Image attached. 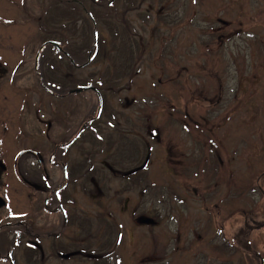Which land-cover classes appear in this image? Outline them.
<instances>
[{"label": "rangeland", "instance_id": "obj_1", "mask_svg": "<svg viewBox=\"0 0 264 264\" xmlns=\"http://www.w3.org/2000/svg\"><path fill=\"white\" fill-rule=\"evenodd\" d=\"M37 1L0 0V264H11L3 258L5 255H10L13 264L92 263L93 260L79 257L67 261L56 258L57 245L59 252L67 246H78L82 244L89 233L88 240H91L87 242L89 253L96 252L97 255H101L99 253L100 243L97 245V242L93 241L101 236L100 239H106L103 242V246L107 249L105 251L112 249L111 256L105 258L113 260L104 264H115L114 256L117 253L113 248V243L116 240L115 217H117V212L114 210L116 206L113 197L108 198L114 195L113 192L107 193L108 199L105 198L100 202L105 211H101L97 207V200L93 198L90 200L89 196L87 204L89 200L90 202L86 211L79 215L73 214L75 217L73 222L77 223L81 216L79 224L82 228L85 225L84 231L77 232V237L73 235L72 228L75 225L72 224L64 232L51 231L55 230L54 225L57 224V220L54 216L46 214L44 210H40V197H44V195H38L21 185L16 178L15 165L18 163L19 156L23 154L21 151L25 149L41 152L44 157L48 156L56 142L55 133L57 135L64 133L68 128L67 106L80 99L81 103L82 101L86 102L87 98H95L90 91L73 94L74 92L69 93L71 90L95 83L92 79L103 75V79H105L103 88H98V90L102 95L106 94L105 98H118V72L116 69L118 60L123 62L124 67L131 66L126 70L128 73L131 69L129 77L132 68H134L131 62H135L136 53L132 54L131 52V38L127 36L126 32L123 34L121 32L117 43L118 25L117 32H115L114 16L118 13L106 11L110 20L105 25L101 24L98 16L100 15V18L104 16L103 7L97 3V0H95L96 2L88 0L85 4L95 18L96 27L94 29L102 30L103 33L104 41L101 52H105V56L94 60L97 66L85 69L81 65L78 68L72 66L70 64L72 57L78 64L76 60L77 47L86 44L85 41H72L70 37L73 40L75 38L62 27V24H65L63 21H68V10L71 6L63 5L64 7H62L54 0H40V7H38L34 4ZM61 1L66 3V0ZM173 3L184 10L187 27L182 33L185 41L178 38L173 43H166L165 48H170L169 53L174 56L163 58L162 55L158 58L159 43L154 39L148 44V40L144 39L146 44H139L138 50L136 49L137 59L144 51V62L147 63L149 69L134 68V71L138 73L133 79L136 91L128 98H136L138 94L150 95L148 98H154L151 104L153 109L165 110L163 102L158 101V98L168 99L172 97V94L159 81H164L168 77L166 74L160 76L158 71L153 70L151 63L156 62V65L161 66L163 61L179 62L181 56L186 62L188 81L193 85L194 94H197L200 88H208L205 86L215 87L214 82L209 85V80H204V85L197 84L199 80L197 76L206 77L208 71L204 68H209L213 61L207 52L204 58L199 57V43L200 41L206 42L207 37H204V33L209 30L205 31V29L211 23L210 21L214 20L213 17L216 13L235 25L241 23V27L248 32L245 35H248L247 40H249L251 49L249 77L246 85H241L238 88L231 73L226 78V84L222 86L225 97L217 109L218 129L215 130V135H219L221 146L218 143L219 146H216L215 149L223 157L224 166L217 167L215 164H209L210 166L205 167L210 174V176L207 175L209 176L207 189L211 190V187L215 185V191L219 195L231 192L230 195L233 199L230 207L234 211L239 208L254 207L260 212L263 202L262 200L260 203V199L263 196L257 190L256 185L257 182L262 185V181H264V0H173ZM56 10L57 25L55 22L52 23L48 17L44 18L42 23L37 21V17L48 16L51 11ZM238 12L244 14V17L239 20L236 19ZM58 21H60V25ZM76 26H79V23ZM103 26L106 31L102 28ZM87 30L91 38L92 26ZM150 30L151 28L148 29V31ZM146 31L144 29V32ZM56 37L60 39V42L62 41L64 51L68 49V52H64V56L50 46H43V42L56 41ZM244 40L245 36L236 38L229 47L236 43H242ZM160 53L162 54V51ZM87 54L88 51L86 54L79 52L78 56L82 61H86L84 58L87 57ZM37 57H39L38 69L35 67ZM200 61L201 64H199ZM223 61L228 62L227 55H224ZM197 66L201 67L197 68ZM40 76H42L46 90L58 92L61 95L59 98L64 99H55L43 91L40 85ZM185 95H187L188 104L191 98L199 99L198 96H189V92H186ZM82 98L85 99L82 100ZM202 98L205 97L202 96ZM175 99L177 98H170L171 101H175ZM178 102L179 100L174 104ZM170 103L173 104V102ZM95 106V99L86 104V108L90 109ZM187 110L188 112L197 111L194 104L188 105ZM39 111L42 114H38ZM221 111L223 112L221 113ZM38 115L41 118L38 119ZM187 121L189 128L183 125L179 119L176 123L162 121L161 125L181 140V134H186L189 138L197 131L195 118L191 117ZM180 128L188 132L182 133ZM198 132L214 141L212 132L206 134L200 128ZM129 139L130 137L128 141ZM126 146L127 143H124V147ZM189 147L187 145L186 149ZM207 154L210 156L211 152H207ZM23 157L24 159L26 157L35 158V156H27V154H23ZM101 161H105V158H102ZM227 161L230 166L227 165ZM30 163L31 160L25 162L28 165ZM199 167V165L191 164L189 169ZM230 169L233 171L231 175H229ZM149 171L155 179L156 193L163 200L155 198L152 193L136 196L138 190H134L133 195L123 193L122 198L131 196L137 210L135 214H132L133 205L129 206L124 213L118 210V264H197L196 260L198 259L195 253L197 247H190L178 241L175 230L177 223L180 222L182 212L189 215L192 224L211 223L210 216L204 210L196 209L198 204H192L189 211L190 206L182 204L180 196L183 195V188L181 184L187 172L179 169L178 172L172 173L165 170L156 159L153 160ZM111 183L113 184V182ZM166 187H168L169 199L163 192L160 193L162 190L165 191ZM150 196H154V212L163 217L160 226L152 230L150 229L153 227L141 225L135 220L136 216L148 208L150 202L148 197ZM191 201L195 200L191 199ZM82 203L86 205L83 201ZM75 211L80 212L79 210ZM106 212H110V214ZM239 216L238 213L235 214L234 222L242 221ZM89 228L90 230L92 228L90 232ZM98 228L100 229L98 230ZM254 228L255 233L250 234L246 241L242 242L243 236H237L241 247L239 251L234 252L235 264H256L255 256L257 258L262 256L264 259V236H261L264 233V223H258ZM28 243L33 244V248L36 249H31ZM37 246L42 248L43 258L40 257L41 250ZM147 250H152V254H156L155 261H144L148 254L143 253ZM61 252L64 253L66 250Z\"/></svg>", "mask_w": 264, "mask_h": 264}, {"label": "flooded vegetation", "instance_id": "obj_2", "mask_svg": "<svg viewBox=\"0 0 264 264\" xmlns=\"http://www.w3.org/2000/svg\"><path fill=\"white\" fill-rule=\"evenodd\" d=\"M54 1L59 3L60 0ZM86 1L88 0H66L67 4L73 8L68 10L69 26L82 33V36L75 37V39H81L86 44L77 47V53L78 55L79 52L86 54L88 51L87 57L84 58L86 61H82L76 55L78 64L75 63V66L78 68L81 65L84 66V69L97 66L94 60L100 59V56H105V52H101L102 39H104L102 30L96 32L94 29L96 27L95 18L91 13L88 14ZM93 2L96 1L93 0ZM105 2L107 3V0H97V3L104 10V16L100 18L99 15L98 19L104 25L110 20V17L105 13L107 11L104 6ZM116 2L118 5H114ZM34 4L40 7V0ZM109 4L114 5V9L110 11L118 13L114 16L115 26L118 25V32L116 30L117 43L121 32L122 34L126 32L127 36L131 38V52L132 54L136 53L135 62H131L134 68H148L147 63L144 62V51L137 59L136 49L138 50L139 44H146L144 39L148 40V44L154 39L159 43L158 50L162 51V54L159 52L158 58L162 55L163 58L174 56L169 53L170 48H165L166 43H173L178 38L185 41L182 33L187 27L184 10L181 7L178 8L179 6L175 5L173 0H109ZM206 13L209 14V12ZM242 17L244 14L238 12L236 19L239 20ZM52 18L53 22L56 23L58 15L54 14ZM213 19L205 29V31L209 30V32L204 33V37H207L206 42L200 41L199 43V57L204 58L207 52L213 61L209 68H204L208 71L206 77L197 76L199 78L197 84L204 85V80H209V85L214 82L215 87L205 86L208 88H200L198 93L194 94L193 85L188 81L186 62L183 61L182 56L178 60L179 62L163 61L161 66L153 62L151 63L153 70L158 71L160 76L166 74L168 77L164 81L160 80V84L172 94L170 98H177L175 101H171L170 98H158V101L163 102L165 110H154L151 106L154 98H148L150 95L138 94L136 98H128L136 91L133 79L138 73L132 68V73L128 77L131 69L128 73L126 70L131 66L124 67L123 62L118 60L116 68L118 72V98H105L106 94L102 95L98 90V88H103L102 85L105 80L103 75L92 79L96 83V85L95 83L92 84L97 90L95 93L97 98H87L86 102L82 101L81 103L79 102L80 99L67 106L68 128L64 133L58 135L55 133L56 142L53 144V153L51 152L44 157L41 152L31 149L21 151L23 154L35 156V158L26 157L24 159L23 154L19 156L18 163L15 165L16 178L25 188L38 195H44V197H40V210H44L46 214L51 217L54 216L57 220V224L54 225L55 230L51 231L64 232L72 224L75 225L72 228L73 235L77 237V232L84 231L85 225L82 228L79 224L82 219L81 216L77 223L73 222L75 219L73 214L84 213L92 198L97 200V207L101 211H105L100 202L105 198L113 197L116 206L114 210L117 212V217H115L116 240L113 243V248L117 254L114 256V262L118 264V210L124 213L129 206L133 205L131 196L122 198V195L123 193L133 195V191L138 190L136 196L152 193L155 198L158 197L154 186L156 184L155 179L149 171L153 160L156 159L165 170L172 173L178 172L179 169L187 172L181 184L183 188V195L180 196L181 202L183 201L182 204L190 206L188 211L192 204H198L195 208L199 211L204 210L212 220L211 223L202 225L192 224L189 215L182 212L180 222L177 223L175 230L177 240L184 245L197 247L195 251L198 259L196 260L197 264H235L234 252L239 251L241 247L237 236H243L242 242L246 241L250 234L255 233L254 226L258 223H264V181H262V185L258 182L256 185L257 190L263 196L260 199V203L263 200L260 212L254 207L250 209L239 208L234 211L230 207L233 199L230 195L231 192L219 195L215 191V185L211 187V190L207 189L210 174L205 167L210 166L209 164H215L217 167L224 166L223 157L215 149L216 146L220 145L219 135H215V130L218 129L217 109L225 97L222 86L226 84V78L231 73L238 84V88L241 85L245 86L249 77L251 60L248 35H245L248 32L241 27L242 24L235 25L218 16L217 13ZM77 23L79 26H76ZM84 23L86 25L87 23L92 24L91 38L88 28H84ZM102 28L106 31L105 26ZM149 28H151L150 31H148ZM144 29L147 31L144 32ZM242 36H245L244 42L229 47L234 39ZM224 55L228 57L227 63L223 61ZM200 67L197 66V68ZM186 92H189V96H198L199 99L191 98L188 104ZM210 95L212 96L208 98ZM84 99L82 98V100ZM92 99L96 101L95 108H86V104ZM177 100L179 102L174 104ZM192 104L197 111L188 112L187 106ZM38 114H42L41 111ZM191 117L195 118L197 122L195 124L197 131L189 138L186 134H181L180 140L168 132L165 126L161 125L162 121L164 123H176L179 119L183 125L188 127L187 120ZM37 118L39 119L41 116L38 115ZM199 128L204 130L206 134L212 132L214 141L208 139L205 134L199 133ZM180 129L182 133L188 132ZM124 143H127L126 147H124ZM186 144L190 146L187 149ZM207 152H211V155L209 156ZM102 158H105V161L102 162ZM29 160L31 163L25 164ZM191 164L200 167L189 169ZM227 165L230 166L228 161ZM232 173L233 171L230 169L229 175ZM110 192H113L114 195L107 198L106 195ZM162 192L169 199L168 187L160 193ZM89 196L90 200L87 204ZM148 198L150 199L148 208L139 215L140 217L136 216L135 220L141 225L153 227L150 229L152 230L160 226L163 217L154 212V196ZM191 199L195 201L192 202ZM133 206L132 214H135L137 208L135 205ZM106 213L110 214V212ZM236 213L240 215L242 221L234 222ZM144 221H149V223L145 224ZM91 230L89 228V232ZM46 235L49 236V234ZM83 235L85 234L83 233ZM261 236H264V233ZM100 237L93 239V241L97 242V245L100 243L99 253L101 255H97L96 252L89 253L87 243L91 241L88 240L90 238L89 233L82 244L62 248L61 251L66 250L64 253L58 251L59 246L57 245L56 258L66 261L77 257L93 260L92 263L88 261L89 264H104L107 261H112L113 259H107L111 256L112 249L106 252V248L103 246L106 239H100ZM120 237H122L121 234ZM37 247L41 250L40 257L43 258L42 248ZM143 254H148L144 261L153 262L156 259V254H152V250H147ZM254 260L256 264H264L262 256L259 258L255 256Z\"/></svg>", "mask_w": 264, "mask_h": 264}, {"label": "water", "instance_id": "obj_3", "mask_svg": "<svg viewBox=\"0 0 264 264\" xmlns=\"http://www.w3.org/2000/svg\"><path fill=\"white\" fill-rule=\"evenodd\" d=\"M85 89H89V88H85ZM82 89L76 90L75 92H80ZM145 223H149V221H145Z\"/></svg>", "mask_w": 264, "mask_h": 264}]
</instances>
